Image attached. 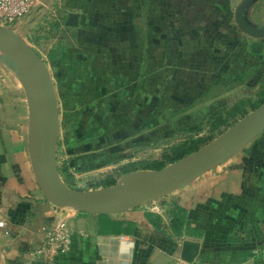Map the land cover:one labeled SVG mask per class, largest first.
<instances>
[{
  "label": "crops",
  "instance_id": "obj_1",
  "mask_svg": "<svg viewBox=\"0 0 264 264\" xmlns=\"http://www.w3.org/2000/svg\"><path fill=\"white\" fill-rule=\"evenodd\" d=\"M64 1L78 37L52 60L53 74L97 128L72 142L80 145L74 159L80 169L87 160L96 167L117 158L92 149L114 144L111 152L118 153L197 128L192 121L219 107L217 101L198 108L200 97L264 60V37L245 31L237 18L240 13L250 24L264 26V0ZM3 129L0 264H174L185 240L198 244L188 251L193 261L264 264V132L173 192L187 210V225L201 231L178 237L157 227L140 207L103 216L49 202L38 185L28 139ZM63 138L75 140L74 132ZM157 201L149 212L161 209ZM65 219L74 230L70 252L54 262L35 256L46 228Z\"/></svg>",
  "mask_w": 264,
  "mask_h": 264
},
{
  "label": "rangeland",
  "instance_id": "obj_2",
  "mask_svg": "<svg viewBox=\"0 0 264 264\" xmlns=\"http://www.w3.org/2000/svg\"><path fill=\"white\" fill-rule=\"evenodd\" d=\"M43 1L46 3L44 8L41 9V7H38L30 13V15L23 19L20 25H17L18 27H16V30L28 44L47 61L53 73L56 66L52 68V61L49 58L50 50L58 45H62V43L66 45L73 42L78 36L69 22L70 11L65 5V1ZM28 17L29 19L27 20ZM260 22L264 23L262 20H260ZM262 50L264 52V49ZM263 61L264 60H256L249 68L241 70L240 76L238 75L236 78H233L228 84L226 83L224 86H219L217 89H211L210 92L212 95L200 97L198 108L217 101L219 102V107L217 111L208 115L205 119L201 120V118H197V121H192L197 128L177 130L159 140L154 138V141H156L153 144L142 143L139 145L126 146L118 153L114 151L111 152L112 149H110V147L114 144L104 145L100 149H92L97 155H101L103 158H117L116 160L112 158L111 161L101 162V164L99 166L96 165V167L92 166V164L95 163L93 160H87L83 165L85 169H80L75 165V162H79L74 161V159L78 158L76 155L79 154L78 148H80V145H75L74 147L72 142L78 141L77 137L79 134L83 135L87 133L91 135L94 134V131H97L94 119L86 115L88 111L83 110L78 98L75 97L74 94L69 95V90H66L63 81H60L59 77L53 74L57 87L56 90L60 109L61 135L57 146V155L60 174H63L61 175L63 181L68 186L75 189L109 187L108 184L112 182L117 183L125 173L136 171L134 169H139L153 160L162 158L166 152L172 153L173 146L180 145V143L198 137L214 140L230 128V126L244 118V114H249L253 111L252 105L257 101L259 97L257 96V92L262 85V81H264ZM17 85H20L21 88ZM236 105L239 106L238 110L228 113V111L234 106L236 107ZM27 107V96L20 80L15 73L0 60V126L5 128L3 132L8 133V136L22 135L25 142L28 139L29 133V107ZM70 107L71 109H69ZM88 126H90V128L86 130ZM70 129L74 132L75 140L63 138ZM87 138L90 137L88 136ZM207 140H205L202 145L210 141ZM244 148H248V144L243 146L241 150ZM118 155L124 156L118 158ZM129 164L135 165L132 167L133 170L131 171H127L129 168L127 165ZM173 192L169 193V196L166 195L157 199L158 201L155 205H159L160 207L166 205L163 209L161 207L159 211L149 212L147 209L150 202L141 205L140 210L146 213L147 216L152 217L153 221L161 226L167 233L178 236V231L174 228L170 213L174 207L172 203L179 201ZM165 197H167V200H164ZM164 201L166 202L164 203ZM65 207L69 210H76L72 207ZM99 215L106 216L111 214ZM184 234L185 233L178 237H182Z\"/></svg>",
  "mask_w": 264,
  "mask_h": 264
},
{
  "label": "water",
  "instance_id": "obj_3",
  "mask_svg": "<svg viewBox=\"0 0 264 264\" xmlns=\"http://www.w3.org/2000/svg\"><path fill=\"white\" fill-rule=\"evenodd\" d=\"M237 18L245 31L264 37V26L250 24L240 13ZM0 50V60L15 73L25 90L32 167L45 199L56 206L92 214H115L140 207L214 169L264 132L263 103L202 148L164 168L127 172L116 184L105 188L75 189L68 186L60 174L57 155L61 135L60 109L49 64L19 32L2 24ZM194 245L198 246L185 240L183 259L194 260L188 252Z\"/></svg>",
  "mask_w": 264,
  "mask_h": 264
},
{
  "label": "built area",
  "instance_id": "obj_4",
  "mask_svg": "<svg viewBox=\"0 0 264 264\" xmlns=\"http://www.w3.org/2000/svg\"><path fill=\"white\" fill-rule=\"evenodd\" d=\"M46 5L43 0H0V24L16 30L25 17L38 7ZM17 31V30H16ZM74 230L68 220L47 227L42 245L36 249L34 255L49 262L67 255L73 242ZM174 264H209L202 261H188L181 256L174 259Z\"/></svg>",
  "mask_w": 264,
  "mask_h": 264
},
{
  "label": "trees",
  "instance_id": "obj_5",
  "mask_svg": "<svg viewBox=\"0 0 264 264\" xmlns=\"http://www.w3.org/2000/svg\"><path fill=\"white\" fill-rule=\"evenodd\" d=\"M70 44H71V42L66 44V45H63V43H62V45H58V46L52 48L49 52L50 60L52 61V60L58 59L61 56L62 51H64L68 46H70ZM261 84L262 85L257 92V96H259V97H258L257 101L254 102L252 105L253 110L258 108L260 105H262L264 103V81H262ZM238 108H239V106L236 105V107L234 106L231 110L228 111V113L231 111L238 110ZM217 110L218 109L214 110L213 112H215ZM213 112L210 113V115L213 114ZM247 114H244L243 117H245ZM205 140H207V139H205L203 137H198L196 139H192V140H189L187 142L180 143V145L173 146L174 148H172V153L166 152V153H164L162 158H158L156 160H153V161L149 162L146 166L141 167L139 169L136 168L134 170H142V169L158 170V169L164 168L165 166H167L171 163H174V162L178 161L179 159L197 151L198 149L202 148L203 146H205L206 144L211 142V140H213V139H208L210 141L206 142V144L202 145V143H204ZM127 166H129L127 171H131V170H133L132 167L135 165L129 164ZM61 175H63V174H61ZM115 183L116 182H112V183L108 184V186H112ZM172 205L174 207L170 213H171V218H172V223L174 225V228L178 231V233H177L178 236H181L183 233L188 234V235H200V233H201L200 230L195 229V228L187 225V220H188L187 210L184 207H182L178 203V201L172 203ZM80 213L88 214V213H84V212H80ZM157 227H160V226L157 225Z\"/></svg>",
  "mask_w": 264,
  "mask_h": 264
}]
</instances>
